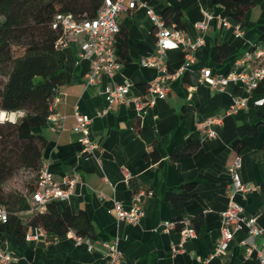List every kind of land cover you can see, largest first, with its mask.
I'll return each mask as SVG.
<instances>
[{
	"label": "crops",
	"instance_id": "1",
	"mask_svg": "<svg viewBox=\"0 0 264 264\" xmlns=\"http://www.w3.org/2000/svg\"><path fill=\"white\" fill-rule=\"evenodd\" d=\"M170 2L182 10L181 31L192 38L203 33L204 44L194 51L195 61L189 65L191 71L172 80L168 95L158 98L141 113L132 103L116 102L106 114L97 115L105 105L107 85L127 80L133 84L131 94L139 95L159 74L156 68L140 64V58L156 49L152 24L143 7L119 16V24L126 17L130 20L127 35L130 59L121 63L110 80L101 74L93 86L86 88L89 61L79 57L82 37L67 35L60 43L65 68L71 75V82L59 88L53 104V111L64 116L63 127L58 129L47 122L34 132L46 138L42 160L55 179L74 178L72 194L67 200L57 201L58 206H68L72 212L84 210L93 223L95 237L88 239L92 246L88 249L86 241L75 243L73 231L57 238L46 233L36 240L27 239L34 232L31 228L24 239L0 236V248L8 249L14 256L10 264H105L102 245L105 241L117 243L123 264H258L257 248L262 237L248 235L242 225L231 226L233 236L221 255L209 256L220 235V213L229 201L231 168L237 158V173L253 189L245 195L235 194L233 200L243 216H255L256 223L264 226V105L255 104L261 97L251 94L246 108L225 114L233 98L243 94L239 85L229 83L220 91L200 82L198 70L208 67L213 73H225L232 69L236 59L253 50L264 32V0H254L241 21L231 18L229 11L213 0ZM149 4L158 12L163 7L159 1ZM204 12L226 18L230 27L212 18L201 32L195 24L204 20ZM236 28L240 35L235 34ZM222 42L233 49L221 60H214L213 51ZM164 61L168 71H173L181 64L182 55L177 50H169ZM75 106L91 119L89 138L96 143L92 153L82 151L72 131ZM17 112L10 113L15 118ZM216 114L223 116L222 125L215 128L216 137L207 138L196 123ZM21 115L22 112L17 118ZM254 126L256 131L248 132ZM188 141L199 143L196 151L171 159L170 155ZM238 141L242 143L239 150L234 147ZM151 145L159 154L154 162L145 157ZM193 182L196 186L193 195L180 208H175L172 193L184 194L182 186ZM134 189L152 192L140 198L142 218L135 225L117 221L110 211L112 200L128 208L133 203ZM195 216H200V221L193 237L181 241L176 227L162 230L164 221L177 217L182 218L183 227L193 228L191 219ZM250 245L253 248L247 255L246 247ZM172 246L180 251L173 255Z\"/></svg>",
	"mask_w": 264,
	"mask_h": 264
},
{
	"label": "trees",
	"instance_id": "2",
	"mask_svg": "<svg viewBox=\"0 0 264 264\" xmlns=\"http://www.w3.org/2000/svg\"><path fill=\"white\" fill-rule=\"evenodd\" d=\"M163 3L160 10L166 25L178 29L183 27L180 6L170 0H139ZM229 11L231 18L241 21L254 0H213ZM102 0H0V113L22 112L15 121H0V205L7 208L8 217L0 223V236L13 235L24 239L30 227H40L56 237L65 236L69 231L87 239L95 237L94 226L84 210L72 212L68 206L59 207L51 201L43 208H36L31 198L37 174L43 162L42 153L46 138L34 130L45 125L53 112L54 100L59 88L71 82V75L64 65V53L60 47L63 38L59 27H52L57 13H71L77 19L92 18ZM130 20L124 18L119 24L115 38V56L120 63L129 62L127 35ZM259 43H264V32ZM233 47L222 42L213 51L214 60H221ZM264 97V79L252 92ZM264 105V103H262ZM256 131V126L248 132ZM198 142L188 141L170 155L171 159L194 153ZM241 142L234 147L239 150ZM145 157L152 162L159 154L151 145ZM20 170L34 173L35 182L27 187V194L4 192V183ZM132 186V179H129ZM195 183L182 186L184 194L172 193V203L180 208L185 199L193 195ZM138 190L134 189V193ZM175 227L183 228V220L174 218ZM200 216L191 219L196 232Z\"/></svg>",
	"mask_w": 264,
	"mask_h": 264
},
{
	"label": "built area",
	"instance_id": "3",
	"mask_svg": "<svg viewBox=\"0 0 264 264\" xmlns=\"http://www.w3.org/2000/svg\"><path fill=\"white\" fill-rule=\"evenodd\" d=\"M143 7L145 15L152 24V32L155 40V52L151 55L140 58V64L146 67H154L159 74L150 80L144 92L139 95L131 94L132 83L125 80L121 83H111L104 89V107L97 112L98 116L106 114L112 105L116 102L124 104H133L135 110L141 113L145 107L153 106L158 98H164L170 92V82L185 72L191 71L189 65L195 61L194 51L204 44V34H198L194 38L185 34L181 29L166 25L160 12L156 11L149 3L139 0H102V4L92 18L77 19L71 13H57L53 18L52 27H59L63 38L67 35H80L79 57L89 61V71L85 80V87H91L96 83L99 75H104L107 79L119 71L121 63L115 56V38L119 31V16L122 12L133 10L136 7ZM216 18L217 22L228 28L230 24L226 18L213 16L209 12H204V20L197 22L195 26L204 32L208 22ZM235 34L241 32L235 29ZM169 50H177L182 55L181 64L173 71H168L167 64L164 61V55ZM199 81L205 82L209 86L223 91L229 83L239 85L242 95H236L232 103L225 110V114H232L240 109L246 108L248 96L252 94L257 84L264 79V43L255 44L253 50L246 52L243 57L234 61L231 70L225 73H213L208 67L198 70ZM264 97L255 100V104L262 105ZM72 131L76 134L78 142L82 146L83 152L92 153L96 143L89 138V124L91 119L81 113L75 106L73 111ZM223 116L220 114L211 115L198 120L197 129L207 138L217 136L216 127L222 125ZM64 116L57 112H52L47 122H51L58 129L63 127ZM239 167V158L234 162L231 168V190L229 191V201L226 207L221 211L220 235L216 245L209 257L219 256L224 251L228 241L233 236L231 226H244L248 235L252 237H262V243L257 248L258 264H264V226L256 223L255 216L245 217L242 215L239 206L234 202L235 194L245 195L253 189L251 184L242 182L237 168ZM74 178L63 176L61 179H55L49 171L48 165L42 162L35 188L31 192V198L36 208H43L51 201L67 200L73 192ZM150 190H139L134 194L133 203L125 208L122 202L113 199L111 213L117 221L125 222L130 225L137 224L143 216V209L140 198L150 196ZM101 197H105L101 195ZM8 212L4 205H0V223L7 220ZM175 227V222L166 220L162 223V230L168 231ZM34 229L32 234L27 235V239L36 240L39 236H44L47 232L40 227H30ZM181 241L185 238L193 237L195 231L191 227H183L180 230ZM55 238H57L55 236ZM75 243L82 241L88 243V249L92 246L87 238L81 236L74 237ZM245 244V242H241ZM105 255V264H123L122 256L116 242L105 241L102 243ZM180 245V244H179ZM252 245L246 247L247 255L250 254ZM173 255L180 250L172 246ZM14 259L13 254L8 249L0 248V264H10ZM137 264V263H133ZM178 264V263H174Z\"/></svg>",
	"mask_w": 264,
	"mask_h": 264
},
{
	"label": "rangeland",
	"instance_id": "4",
	"mask_svg": "<svg viewBox=\"0 0 264 264\" xmlns=\"http://www.w3.org/2000/svg\"><path fill=\"white\" fill-rule=\"evenodd\" d=\"M122 15V14H121ZM21 112L16 113V117L14 118L13 113L6 114V118L9 120H16ZM4 119V120H5ZM35 178L34 173H31L27 170H20L16 175H14L12 178L7 180L3 185L4 192H18L21 194H27V187L28 184L32 183L34 184Z\"/></svg>",
	"mask_w": 264,
	"mask_h": 264
},
{
	"label": "bare ground",
	"instance_id": "5",
	"mask_svg": "<svg viewBox=\"0 0 264 264\" xmlns=\"http://www.w3.org/2000/svg\"><path fill=\"white\" fill-rule=\"evenodd\" d=\"M5 117H6V114H5V112L2 111L0 113V121H3L5 119Z\"/></svg>",
	"mask_w": 264,
	"mask_h": 264
}]
</instances>
